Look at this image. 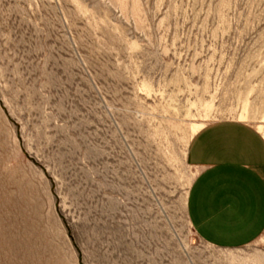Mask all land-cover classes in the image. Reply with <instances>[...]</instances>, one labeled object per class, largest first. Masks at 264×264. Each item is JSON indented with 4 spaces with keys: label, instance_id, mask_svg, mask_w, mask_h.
<instances>
[{
    "label": "rangeland",
    "instance_id": "obj_1",
    "mask_svg": "<svg viewBox=\"0 0 264 264\" xmlns=\"http://www.w3.org/2000/svg\"><path fill=\"white\" fill-rule=\"evenodd\" d=\"M223 119L264 135V0H0V264H264L187 218Z\"/></svg>",
    "mask_w": 264,
    "mask_h": 264
},
{
    "label": "crops",
    "instance_id": "obj_2",
    "mask_svg": "<svg viewBox=\"0 0 264 264\" xmlns=\"http://www.w3.org/2000/svg\"><path fill=\"white\" fill-rule=\"evenodd\" d=\"M186 161L196 174L186 200L188 221L214 247H239L264 232V135L252 124L223 119L190 139Z\"/></svg>",
    "mask_w": 264,
    "mask_h": 264
}]
</instances>
